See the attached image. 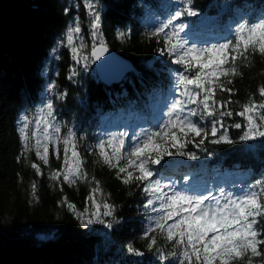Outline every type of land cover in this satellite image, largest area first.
<instances>
[{"label":"trees","instance_id":"trees-1","mask_svg":"<svg viewBox=\"0 0 264 264\" xmlns=\"http://www.w3.org/2000/svg\"><path fill=\"white\" fill-rule=\"evenodd\" d=\"M91 2L101 17L105 44L133 65L119 84L103 85L92 67H82L73 57L71 48L83 42L86 47L79 60L87 56L92 64L91 48L98 41L91 35L89 0H0V264H169L159 260L158 249L170 251L171 243L158 232L145 235L155 213L145 206L150 197L143 192L144 185L125 184V174L103 163L97 145L113 136L118 143L122 123L130 127L142 117L151 122L154 109L165 108L180 89L177 73L182 68L173 56L161 53L164 34L152 33L185 4L183 0ZM190 6L198 15H185L174 25L184 23L181 36L198 46L234 40L240 23L264 16V0H192ZM76 24L81 33H70ZM121 32L123 38L118 36ZM68 34L74 37L73 45ZM237 63L241 74L229 77L228 85L234 93H217V99L233 101L228 107L234 115L225 117L224 124L234 143L213 144L214 137L205 139L201 134L184 149L195 152L198 159L166 156L161 165L152 166L158 175L171 176L180 185L190 178L215 196L221 188L225 194H236L264 183V138L241 141L245 128L232 127L244 123L235 115L242 105L250 99L264 102L258 93L264 85V56L256 53ZM49 102L52 116L46 107ZM39 115L61 128L60 143L49 144L48 164L36 155L33 128ZM69 132L75 134L88 173L87 181L71 185L62 178L52 179V173L63 168V139ZM128 152L125 145L121 165ZM34 163L43 174L32 167ZM97 181L102 193L95 194V201L113 205L114 218L102 217L112 222L110 229L98 222L84 224L88 218L95 220V204L89 197ZM258 227L264 231V218ZM152 236L157 244L150 248ZM129 244L144 255L128 253ZM260 250L264 252V245ZM170 264H177L176 258L170 257ZM253 264H264V255L253 257Z\"/></svg>","mask_w":264,"mask_h":264},{"label":"snow or ice","instance_id":"snow-or-ice-1","mask_svg":"<svg viewBox=\"0 0 264 264\" xmlns=\"http://www.w3.org/2000/svg\"><path fill=\"white\" fill-rule=\"evenodd\" d=\"M183 2L185 7L175 11L166 23L152 33L164 34L165 48L161 49V53L166 52L173 56L174 63L182 68L177 73L179 98L172 100L166 113V122L159 126L158 130L145 133L143 138H136L124 165H121V161L125 159L123 138L119 139L118 143L115 136L108 141H101L97 145L99 156L103 163L117 168L118 174H125L123 177L125 184L138 181L144 185L143 192L150 197L145 206L155 213L145 235L158 232L164 240L171 243L170 251L158 249L160 261L170 264L172 257L176 258L177 264H242V262L253 264V257L264 255L260 250L264 245V231L258 227L260 219L264 218V183L257 182L249 191L236 194L231 192L225 194L223 188L220 189L219 196L194 194L187 185L184 189L177 190L174 183L165 182V178L159 177L157 170L152 166L161 165L166 156H188L193 160L198 159L195 152H185L184 149L201 134L205 139L209 136L214 137L211 140L213 144L234 143L224 124L225 117L230 118L234 115L228 107L233 101L217 99V93L227 92L230 96L234 93V88L228 85L232 84L229 77L241 74L237 61H247L256 53L264 56V16L253 22L240 23L235 29L234 40L198 46L195 42L189 44V40L181 36L186 27L184 23L174 25V21L185 15H198L190 6L192 0ZM87 8L93 16L91 35L98 41L93 44L90 55L99 60L108 51L100 34L101 17L91 0ZM170 27L172 30L166 32L165 30ZM81 31L79 24L69 29L70 33L79 34ZM118 36L123 38L125 33H118ZM67 41L69 45H73L72 34L67 35ZM85 47L86 45L81 42L78 47L71 48L77 62L80 50ZM84 59L87 61L88 57L85 56ZM258 93L260 97H264V85L258 88ZM46 107L48 115L52 116V103L49 102ZM235 115L244 120L243 124L232 125L237 129L242 127L246 129L240 136L241 141L264 138V102L250 99ZM27 126L25 123L24 128ZM49 128H53V124L46 122L43 129L44 142L39 138L35 141L36 155L44 164L49 163V144H59L61 139L58 135L53 139L48 133ZM39 130L38 125L37 131ZM60 131V126L54 127L55 133L59 134ZM190 134L192 139H189ZM23 138L26 142L29 140L26 132L23 133ZM203 143L204 141H201V144L196 146L201 147ZM63 145V168L53 172L52 179L62 178L70 185L76 184L78 180L87 181L88 173L84 170V161L78 151L75 134L69 132L63 139ZM25 147L27 148V144ZM109 148L111 152L108 151ZM55 154L59 159V148ZM165 166L162 165V169ZM32 167L37 173L43 174L38 164L34 163ZM32 188L35 194V183ZM97 192L102 193L98 181L92 190V196L89 197L95 204L96 213H93L95 220L88 218L84 222L85 227L98 222L110 229L113 227L112 222H106L102 217L114 218L113 205L107 202L97 203L95 201ZM68 207L73 212L76 211L74 205L69 203ZM102 207L105 210L103 212ZM156 244L157 239L152 236L149 247ZM127 252L136 256L144 255L131 244L127 246Z\"/></svg>","mask_w":264,"mask_h":264},{"label":"rangeland","instance_id":"rangeland-1","mask_svg":"<svg viewBox=\"0 0 264 264\" xmlns=\"http://www.w3.org/2000/svg\"><path fill=\"white\" fill-rule=\"evenodd\" d=\"M91 56V55H90ZM85 56H82L78 62V64H81V66H85V64L87 66H85L87 69H89V67H92L93 70H94V64H93V61L92 60V57H91V60H92V64L90 65V63L88 61H85L84 59ZM180 89L177 90L175 92V95L174 97H172L167 103L166 107L165 108H162V107H159V108H156L154 109V115L155 118L152 120V122H154V126L155 127H159L161 126L164 122H166L167 120V111H168V108L170 107V104L172 102V100L176 99V98H179L178 97V93H179ZM46 122H50L48 120V118L45 116V115H39V118L37 119V122L33 128V132H34V137L37 139L39 138L42 142H44V135H43V129L45 127V124ZM51 123V122H50ZM149 123V120L146 119V118H142L140 119L138 122L135 121L132 128L128 127V129L126 130L125 134L123 135V139H125V143L128 144L127 148L130 149L131 145L136 141V138L137 137H140V138H143V136L145 135V133H150L153 131V128L150 127V125L148 124ZM39 125V131H37V126ZM54 125H53V128H49L48 129V133L50 136L53 137V139H55V137L58 135L57 133L54 132ZM125 127V124H122V128H121V131H123ZM246 130V129H245ZM124 132V131H123ZM199 139L202 138V136H198ZM134 158V157H133ZM155 178V177H154ZM173 179H171L170 177H168L166 179L165 182H168V183H174V181H172ZM175 186H176V189L177 190H182L185 188V186H179L177 185L176 183H174ZM187 186L190 187V189L192 190V192L194 194H208L210 196H212L213 194H209L207 193V189L204 188L202 189L199 185L197 186L195 184V182H191V183H188ZM217 196V195H216Z\"/></svg>","mask_w":264,"mask_h":264},{"label":"water","instance_id":"water-1","mask_svg":"<svg viewBox=\"0 0 264 264\" xmlns=\"http://www.w3.org/2000/svg\"><path fill=\"white\" fill-rule=\"evenodd\" d=\"M107 48L108 51L99 60L94 58L92 60H94V69L99 82L105 86H111L119 84L133 69V65L108 46Z\"/></svg>","mask_w":264,"mask_h":264}]
</instances>
